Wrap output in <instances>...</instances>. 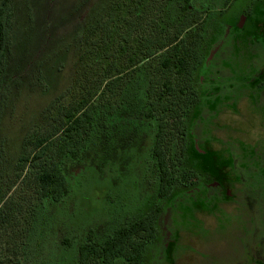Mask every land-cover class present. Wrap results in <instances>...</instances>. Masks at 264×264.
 <instances>
[{
    "label": "flooded vegetation",
    "instance_id": "flooded-vegetation-1",
    "mask_svg": "<svg viewBox=\"0 0 264 264\" xmlns=\"http://www.w3.org/2000/svg\"><path fill=\"white\" fill-rule=\"evenodd\" d=\"M178 2L195 29V49L176 91L166 82L168 122L148 130V145L139 150L141 178L126 175L123 201L112 213L105 201L113 198L105 192L96 197L98 210L70 205L69 230L58 232L56 244L65 246L64 264H186L185 252L211 261L216 258L204 254L234 255L224 264H264V233L251 225L258 199L248 186L249 179L264 182V150L255 153L258 143L247 142L222 115L264 99V0H249L243 15L223 31L215 23L232 0ZM216 115L221 122L214 121ZM238 151L241 159L234 158ZM116 152L114 147L99 157L114 158ZM251 165L256 167L250 171ZM215 220L226 228L219 238L210 231Z\"/></svg>",
    "mask_w": 264,
    "mask_h": 264
},
{
    "label": "trees",
    "instance_id": "trees-1",
    "mask_svg": "<svg viewBox=\"0 0 264 264\" xmlns=\"http://www.w3.org/2000/svg\"><path fill=\"white\" fill-rule=\"evenodd\" d=\"M96 1L80 0L79 9H87L84 15L56 25L49 9L39 14L38 7H45L40 1L39 6L26 2L34 22L24 36L12 41L13 0H0V185L13 167L20 174L27 172V191L36 205L38 196L60 199L66 194L65 168L78 163L86 145H97L103 132L108 133L103 124L113 125L120 111L125 120L144 121L148 130L164 129L166 82L176 91L195 49V29L178 0H169L168 5L162 0H106L87 13ZM68 57L69 71L53 91L51 82L64 73ZM25 91L50 97L34 116L29 111L17 149L12 148L18 143L10 144L12 135L4 123H9L15 99ZM173 110L176 113L178 107ZM13 182L10 178L8 186ZM5 190L0 186V203ZM19 206L0 212V227L10 213H22ZM20 243H15L19 249Z\"/></svg>",
    "mask_w": 264,
    "mask_h": 264
},
{
    "label": "rangeland",
    "instance_id": "rangeland-1",
    "mask_svg": "<svg viewBox=\"0 0 264 264\" xmlns=\"http://www.w3.org/2000/svg\"><path fill=\"white\" fill-rule=\"evenodd\" d=\"M32 1V2H31ZM35 1V2H34ZM40 1V5L38 2ZM48 0H13L15 8L14 16L12 17V41H16L17 36H24L28 29L32 26L34 18L31 16L29 10H27L24 4L27 2L29 5L39 6V14H45L44 10H48L50 20L56 25L58 21L71 22L73 17H82L87 9L84 11L82 2L80 0H52L49 4L46 3ZM106 0H97L95 5L88 10L87 13L92 12L95 8L101 7ZM50 8H46V6ZM249 6V0H232V2L225 9L223 15L215 23V27L221 29L234 24L236 19L243 15L246 8ZM69 7V8H68ZM38 13V11H37ZM86 13V14H87ZM38 16L40 17V15ZM85 14V15H86ZM83 20V18H82ZM56 53V52H55ZM261 57H264V52L260 51ZM18 55V54H16ZM56 55V54H55ZM56 56H54L53 63L56 64ZM70 57L67 58L66 67L64 73L60 76L55 75L51 86L58 89L61 82L65 79L69 71ZM53 88V91H54ZM50 96L38 95L34 92L25 91L18 99H15V104L12 110L14 114L11 116L9 123L5 121V127L12 135L11 142L18 143V139L23 135L25 128L23 123L28 120L32 115L34 116L35 111L39 106L42 108L46 101L49 100ZM48 99V100H47ZM200 106V105H199ZM33 111V114L29 116V111ZM200 109L196 106L195 114L200 113ZM230 126L238 127L242 131L244 138L247 142H257L258 146L255 148V153H261L264 150V99L263 97L255 104L247 102V105L243 106L238 104V112H232L227 109L226 114H222ZM122 117V118H121ZM213 117V114H212ZM215 122H221L218 116L215 117ZM222 118V122H223ZM118 121L114 122L113 125L106 126L103 124V136L98 139L97 145H86L82 149L83 155L80 157L78 163L73 166L67 165L65 168V175L68 180V189L66 194L61 196L60 199L55 195L50 198H44L38 196V205L35 203V199L32 198L33 194L27 191V172L18 173V169L11 168L6 176V180L1 186V191L5 190L10 183V178L14 179L11 186L4 191L5 196L0 203V212L3 213L5 208L12 205H20L21 211L16 213H10L9 220L7 219L5 225L0 227V264H64L63 256L65 255L64 245L57 247L58 232H66L68 229L67 218L68 214L71 213L70 205L74 204L75 209H80V206L99 209V202L96 198L101 192L106 193V197H112L113 201H105L107 206L106 210L111 213L115 210L119 203L123 201L122 195L123 190L127 189L126 175L130 174L132 178L138 180L141 178L140 171L142 170L143 161L141 154L139 156V150L141 153L148 145L150 140V133L148 134V127L144 121H136L132 118L125 120L121 111L117 116ZM23 130V131H22ZM19 137V138H18ZM118 138V139H117ZM96 143V142H95ZM15 145V144H14ZM142 146V147H141ZM92 147V148H91ZM114 147L118 148L115 157L106 158L99 157L101 153L106 150H111ZM21 149L20 142L16 144V147ZM14 150L10 151L13 152ZM19 152V150H18ZM17 152V154H18ZM242 151H238V154L234 158L241 159ZM92 154H97L98 157H93ZM133 156V158H132ZM139 156V157H138ZM125 160L123 158H127ZM256 158L255 155H250L249 161ZM134 159L139 162L134 161ZM262 167H264V154L262 155ZM259 163V159L257 161ZM256 165L248 167L253 170ZM103 169L100 171L99 169ZM140 170V171H139ZM142 183L143 178L141 179ZM248 186L254 188L252 197L258 199L255 204V210L258 213H254L253 218L257 223L251 225L260 227V231L264 233V182L253 179L248 180ZM122 188V189H121ZM136 198V197H135ZM107 200V199H105ZM104 201V199L102 200ZM31 203V204H30ZM28 213V214H27ZM222 221L224 219L221 218ZM28 222V227L27 223ZM226 225V223H223ZM256 235L258 237L259 234ZM30 229V230H29ZM225 226L218 224L215 220L210 231L214 238H219L226 234ZM29 230V232L25 231ZM186 235L183 237V239ZM20 239V241H18ZM24 241V242H23ZM210 241H216L211 239ZM251 241V240H250ZM19 245L22 242L23 247L17 248L15 243ZM209 247L211 244L208 242ZM199 250L203 251V243L199 240L197 242ZM63 248V249H62ZM198 250V251H199ZM235 252V251H234ZM204 254L207 257H215L216 261L204 260L201 258H191L188 253H184V262L186 264H224V261L231 260L234 255H231L226 259V256H218L217 254ZM239 253V252H238ZM224 255V254H223ZM240 256V255H239Z\"/></svg>",
    "mask_w": 264,
    "mask_h": 264
}]
</instances>
